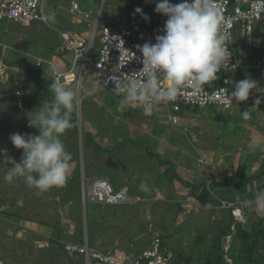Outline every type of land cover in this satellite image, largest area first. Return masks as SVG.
Instances as JSON below:
<instances>
[{
    "label": "rangeland",
    "instance_id": "obj_1",
    "mask_svg": "<svg viewBox=\"0 0 264 264\" xmlns=\"http://www.w3.org/2000/svg\"><path fill=\"white\" fill-rule=\"evenodd\" d=\"M76 2L82 13L91 14L90 23L75 20L77 16L68 13L70 0H43V11L47 16L45 22L34 21L23 26L0 22V106L7 103L4 107L7 112H2L4 109L0 107V258L6 264H66L59 249L51 251L47 239L55 233V224L77 236L78 222L82 223L81 240L87 233L90 247L115 256L123 252L128 258L137 255L155 234L168 238L165 240L168 250L173 247L202 260L215 237L219 242L221 240L222 248L226 250L228 235L224 236L222 229L228 221L227 216L213 205L201 207L195 197L187 193L188 189L179 183L169 185L164 178L160 179L167 166L157 164L148 153L155 151L161 159L174 164L175 172L188 182L200 183L207 178L208 183L214 175L218 178L220 174L235 177L242 172L247 176L263 172L259 175L262 177L246 190L249 192L264 182V169L259 168L264 160V106H237L228 110L198 108L196 111L186 107L178 115V123L171 125L168 109L162 104L155 105L151 115H145L135 104L120 106L121 96L103 86L102 77L95 89L97 72L87 63L82 79L83 92L79 96L82 102L75 109V135L70 129L61 136L66 150L73 157L66 184L39 192L23 179L17 178L12 182L4 179L7 167H11L10 164H2L5 155L17 162L22 156V150L15 148L10 136L14 133L39 134L37 129L28 126L32 114L25 118L23 115H11L17 77H11L12 69L5 66V60L15 58L24 48L44 61L53 62L59 70L68 71L72 54L66 52L59 58L56 51L64 46V41L54 31L58 24L88 40L92 32L91 23L96 18H99L97 34L118 19H134L138 31L160 19V14L154 10L159 0ZM137 8L142 9V13H136ZM24 35L28 36L29 42L23 45L21 43L27 41ZM136 43L142 46L140 41ZM241 43L245 45V41ZM261 43L264 40L259 36L256 45ZM9 47H16L18 52L4 51ZM94 47L92 60L96 57L97 42ZM82 63V60L78 61L75 74L79 73ZM236 77L239 81L251 78L257 82L258 88L264 89V76L239 73ZM68 87L76 91L75 83ZM249 109L250 118L245 120L240 111ZM85 133L89 134L93 144L89 147L85 145ZM253 141L260 147L251 148ZM183 162L187 169L190 167V172L185 173ZM96 178L108 179L115 190L126 185L134 188L131 190L134 195H152L135 205L84 204L82 183ZM141 184H145L148 190H143ZM15 215L19 218L16 219ZM21 215L32 217L37 222L24 220ZM242 217L246 219L245 225H250L256 218H264L250 208H242ZM224 258L226 262L230 261L227 251H224ZM75 259L80 261V258Z\"/></svg>",
    "mask_w": 264,
    "mask_h": 264
},
{
    "label": "built area",
    "instance_id": "obj_2",
    "mask_svg": "<svg viewBox=\"0 0 264 264\" xmlns=\"http://www.w3.org/2000/svg\"><path fill=\"white\" fill-rule=\"evenodd\" d=\"M43 0H0V22L7 21L18 25H28L34 21L45 22L47 19L43 11ZM177 4L182 0H170ZM208 3L216 9L220 17V30L226 34V46L229 47V56L231 57L230 66L234 65L233 70L223 69L218 73L219 79L211 85L206 86L202 93H193L191 87H185L181 90L178 98L173 102L161 103L168 109V117L171 125L178 123V115L182 112L181 107L188 108H220L228 110L233 107H263L264 92L253 91L247 101L236 104L231 99L235 82H238L236 75L255 74L264 76V56L246 58L242 52L235 47L236 36L245 41L247 46L252 45L255 35L259 29H264V0H208ZM70 10L72 14L82 21L90 23L91 14L82 13L79 10L76 0L70 1ZM167 17L160 14L158 23L137 30V22L117 20L102 28L97 34V25L99 18L95 19L92 25V32L88 40H84L78 35L63 31L59 37L64 41V46L57 48L58 52H68L72 54L70 69L60 72L61 81L70 86L75 83L77 100L76 105H80L79 96L83 92L82 79L84 69L87 63L97 72L95 89L98 86L99 78L102 77V85L115 90L114 81L120 79H142L144 69L142 65V53L138 51L136 41L142 45L146 42L155 43L157 35H163V28ZM98 43L96 57L91 56L94 52V45ZM36 66H42L44 63L53 62L44 61L40 57H34ZM79 60H82V66L79 73L75 74L74 69ZM68 75H72V80H68ZM170 82L161 75V88L168 87ZM116 91V90H115ZM15 107L23 111L24 102L27 97V90L18 85L12 93ZM256 99H261L257 106ZM134 106V104H132ZM186 130V129H185ZM82 200L84 204L99 205H134L140 203L143 199L140 196L130 195L128 187H122L115 191L110 181L106 178H96L92 181H83ZM233 207L232 214L235 220L243 223L241 202L236 204L227 201L221 202V208ZM243 221V222H242ZM231 236H227L228 243ZM65 252L74 255L82 260V264H176L173 253L161 245V236L155 234L149 241L147 247L139 254L133 257L119 258L111 252H103L97 248L88 245L85 236L81 242L68 241L63 244ZM228 248V247H227ZM226 248V250H227ZM0 264H6L5 260L0 258Z\"/></svg>",
    "mask_w": 264,
    "mask_h": 264
},
{
    "label": "clouds",
    "instance_id": "obj_3",
    "mask_svg": "<svg viewBox=\"0 0 264 264\" xmlns=\"http://www.w3.org/2000/svg\"><path fill=\"white\" fill-rule=\"evenodd\" d=\"M154 10L167 19L164 34L157 35L154 44L146 42L138 46L142 53L143 78L113 82L116 93L121 96L120 106L135 104L145 115H151L155 105L175 101L185 87L190 86L195 94L202 93L206 86L219 79L218 73L223 69L231 71L235 67L230 66V51L226 34L220 30V17L208 0H182L177 4L159 0ZM135 11L142 13L140 8ZM144 19L148 17L145 15ZM47 71L52 77V98L43 100L28 120V126L37 129L39 134H12V144L22 150L21 159L17 162L4 154L2 163L11 165L5 171L6 181L23 179L39 192L62 187L68 180L73 157L61 136L75 126L73 115L77 100L76 91L61 81L57 65L50 63ZM161 75L170 82L168 87L161 88ZM257 89L255 80H240L235 82L231 99L236 104L247 101ZM260 103L261 99H256L255 104ZM240 115L249 119L250 109L240 111ZM250 147L255 149L260 145L253 141ZM141 188L148 190L145 184ZM241 206L264 216V190L257 191L252 199L242 200Z\"/></svg>",
    "mask_w": 264,
    "mask_h": 264
},
{
    "label": "trees",
    "instance_id": "obj_4",
    "mask_svg": "<svg viewBox=\"0 0 264 264\" xmlns=\"http://www.w3.org/2000/svg\"><path fill=\"white\" fill-rule=\"evenodd\" d=\"M127 21H130L131 23L136 22L134 19L128 17H127ZM154 24L156 23H152L150 26ZM14 25H18V24H14ZM259 36L264 40V29H259L257 31L252 45L244 46L243 48L244 50L242 54L246 58L264 56V43H261L259 46L256 45V38ZM49 48L54 53V48L51 46ZM6 50L18 52L17 51L18 49H16V47H12V48L9 47L6 48L4 51ZM23 50L24 51H22V53L17 54L16 56L17 58L15 57L9 60L6 59L5 66L8 67L9 70L12 69L11 77L14 76L17 77L16 87L18 85H23L24 88L28 91V98L25 100L26 102L25 106L27 107V109L30 110V107H33L34 108L33 110H35L36 108L38 109L39 106H41L43 100H51L52 94H50L51 92L48 90V88H50V85L52 83V78L50 76L44 77L42 75V66H36L33 56L31 54L30 55L27 54L28 50L27 52L24 48ZM64 53L58 52V57L62 58ZM14 69H16V72ZM181 109L183 111L184 109H186V107L183 106L181 107ZM191 109L193 111H196L198 108H191ZM14 113L16 116L19 117L22 114L21 110L16 109V107ZM180 114L181 112L179 113V115ZM73 120L75 122V126L71 129V131L72 134L75 135L76 110L73 115ZM85 134L87 138L85 145L89 147L90 145L93 144L91 143L89 134L88 133ZM94 147L96 148V145H94ZM258 153L259 154L257 155L260 156V152ZM148 154L151 155L150 159L155 160L157 164L161 166H167V168L160 176V179L164 178L167 182H169V185L173 184L174 182L179 183L180 186L184 187L185 189H188L189 194L195 197L196 201L201 207H205L208 204L213 205L214 207H216V209H219L222 215L227 216L228 218L225 227L222 229V234L224 236L230 235L232 238L229 242L230 244L228 243V248H227L228 250H223L221 245V240L219 242L218 237L213 238L211 245L206 250V255L204 260H202L201 257H194L193 255H188L184 253L183 250L177 251L173 247H170V251L174 255V260L176 264H197L199 261H204L202 264H264V218H258V219L256 218L255 220L252 221L250 225H245L246 219H244L243 223L235 220L232 214L233 207L221 208L222 201H227L229 203L236 204L244 199H252L253 194H255L260 187H264V183H262L261 185L255 188L252 187V189L249 192H247L246 190L255 180L262 177L259 175H261L263 172L261 174H257L254 176L253 175L247 176L242 172V173H237L235 177L222 174L219 176V179L216 182H212L211 184H207L205 180H203L200 183L188 182L183 180L175 172L174 164H172L169 161L161 159L155 151L153 152L151 151ZM259 168L264 169V160L260 162ZM125 186L126 185H123L122 187ZM126 187L129 188V194L134 195L131 193V190H133L134 188L132 189L129 186ZM121 188H119L118 190H120ZM218 188H220V191H217ZM135 195L136 196L140 195L141 198L145 199V197L151 196L152 194L146 196L142 194L144 197L141 195V193ZM95 205H99V204H95ZM118 206H123V205H118ZM1 213L2 212L0 211V214ZM4 213L7 214L8 212L4 211ZM8 216H10V214H8ZM15 218L18 219L19 216L15 215ZM21 218L29 222L31 221L37 222L36 220H33L32 217L21 215ZM222 219H220L221 224H223ZM51 226L53 227V225ZM232 226L236 227L234 228L235 230L232 229ZM53 229L55 230V233L53 234V236L48 237L47 239L48 245L51 247V251L59 249V251L64 256L63 258L66 259L65 261L66 264H80V261L82 264L81 259L80 261L75 259V258L78 259L79 257L74 255H70L73 257H68L67 255L69 254H67L63 248V244L65 242L72 241L78 243L82 241L81 240L82 223L78 222L77 236L71 234L68 235L66 229L64 227L59 226L58 224H55ZM86 232H88L87 223H86ZM223 235L221 236L223 237ZM86 237H87V233H86ZM167 239L168 238H166V236H161V245L163 248H167L165 242V240ZM144 249L145 248H143L142 250ZM224 251L228 252V258L230 259L229 262H226L224 258Z\"/></svg>",
    "mask_w": 264,
    "mask_h": 264
},
{
    "label": "crops",
    "instance_id": "obj_5",
    "mask_svg": "<svg viewBox=\"0 0 264 264\" xmlns=\"http://www.w3.org/2000/svg\"><path fill=\"white\" fill-rule=\"evenodd\" d=\"M71 1V0H70ZM68 13H72L71 12V10H70V8H69V10H68ZM72 15V14H71ZM74 15V14H73ZM72 15V16H73ZM73 17H75V16H73ZM76 19L75 20H79V21H81V19H79L78 17H75ZM71 24H73V21H71L70 22ZM71 24H67V25H71ZM60 25L61 24H58V27L57 28H55L54 29V31L56 32V34L58 35V37H59V34H60V32H63V31H69V32H71V33H74L73 31H70V30H67V29H64V28H61L60 27ZM63 26V25H62ZM53 31V32H54ZM74 34H76V33H74ZM76 35H78V34H76ZM25 36V38L27 39V41L25 40L24 42H22L21 44H26V43H28L29 41V38H28V36L27 35H24ZM242 39H240V37L239 36H236V40H235V47H236V49L238 50V51H240V52H243V48H244V46H247L245 43V45H243L242 43ZM25 54H26V52H25ZM28 55H30V52H28L27 53ZM32 55V54H31ZM32 56H34V57H36L35 55H32ZM37 57H39V56H37ZM47 69H48V64H43L42 65V75L44 76V77H47V76H50L49 74H48V71H47ZM59 71H61V70H59ZM61 72H64L63 70L61 71ZM23 86V85H22ZM24 87V86H23ZM81 95H82V93H81ZM28 98V91H27V97H26V99ZM25 99V100H26ZM80 101H81V99H80ZM82 102V101H81ZM25 103L26 102H24V105H25ZM13 104H14V100H13ZM7 106V103L5 102V104H3V105H1L0 107H3V109L4 110H2V112H7V110H5V108H6V106ZM80 105H81V103H80ZM132 106V105H131ZM5 107V108H4ZM77 108H78V106H77ZM17 109V108H16ZM34 108L33 107H30V110L29 109H27V107L25 106V110L24 111H21L22 112V114L21 115H23V117L22 118H25L27 115H29V114H32L31 112L32 111H34L33 110ZM13 111V114H11V115H14L15 116V113H14V111H15V104H14V109L12 110ZM11 115H9V117L11 116ZM17 117V116H16ZM19 117V116H18ZM21 118V119H22ZM181 165H183V169H184V171H186L185 173H188V172H190V167H189V169H187L186 168V163L185 162H183V163H181ZM220 175H222V174H220ZM219 175V176H220ZM216 175H214L213 177H212V181H208V183H207V178L205 179V181H206V183L207 184H210V183H212V182H216L218 179H219V176H218V178H217V176L215 177ZM185 181H189V180H185ZM262 183H264V182H262ZM217 191H220V188H218L217 189ZM187 193H189V192H187ZM253 198H254V196H253ZM245 208L243 207V210H244ZM66 227V226H65ZM68 235H70V232L68 233ZM72 235V234H71ZM68 257H73V256H70V255H67ZM117 257H119V258H126L127 256L125 255V253L123 252V253H121V254H118V256Z\"/></svg>",
    "mask_w": 264,
    "mask_h": 264
},
{
    "label": "bare ground",
    "instance_id": "obj_6",
    "mask_svg": "<svg viewBox=\"0 0 264 264\" xmlns=\"http://www.w3.org/2000/svg\"><path fill=\"white\" fill-rule=\"evenodd\" d=\"M68 80H72V75H68Z\"/></svg>",
    "mask_w": 264,
    "mask_h": 264
}]
</instances>
